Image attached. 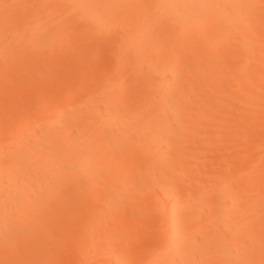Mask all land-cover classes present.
<instances>
[{
	"label": "bare ground",
	"instance_id": "bare-ground-1",
	"mask_svg": "<svg viewBox=\"0 0 264 264\" xmlns=\"http://www.w3.org/2000/svg\"><path fill=\"white\" fill-rule=\"evenodd\" d=\"M0 264H264V0H0Z\"/></svg>",
	"mask_w": 264,
	"mask_h": 264
}]
</instances>
